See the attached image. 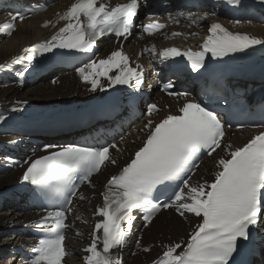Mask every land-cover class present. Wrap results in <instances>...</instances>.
<instances>
[{"label": "snow or ice", "instance_id": "1", "mask_svg": "<svg viewBox=\"0 0 264 264\" xmlns=\"http://www.w3.org/2000/svg\"><path fill=\"white\" fill-rule=\"evenodd\" d=\"M226 2L242 6L241 0ZM252 2L264 9V0ZM141 7V0L115 6L107 0H75L65 12L57 14V23L63 21L64 24L47 42L25 47V55L14 57L11 63L23 65L25 60L31 63L38 52L53 53L57 49L80 53L88 59L76 68V73L84 84L90 85L89 91H105L122 85L139 92L145 79L143 67L139 63L132 66L121 38L126 41L131 35ZM45 10V5H36L27 13H9L10 21L0 25V33L11 36L16 31L17 21L23 22L29 13ZM208 15L180 11L175 16L169 13V19L179 24L183 18L189 25L199 26ZM211 15H215V11ZM145 18L150 22L140 25L141 34L153 36L167 27L159 18L151 15ZM231 23L239 25L241 21ZM50 25L56 28L51 21H46L43 27ZM208 31L210 34L198 51L169 47L158 55L165 61L186 58L191 70L200 72L205 69L209 56L220 59L264 46V39L230 31L220 23H211ZM171 35L175 38L183 33ZM103 37H115L121 46L107 58H93L97 41ZM157 51L155 45L144 49L150 55ZM4 71L10 72L12 68L0 64V72ZM27 71V66L17 70L21 85ZM174 87L169 81L163 83L160 90L183 103L176 112L169 109L160 119L155 117L160 116L163 109L156 103L147 105L141 146L119 173L109 178L102 193L103 204L96 210L101 220L94 226L89 246L83 249L84 264H123L113 250L119 251L128 245L136 219L134 213L144 214L145 226L165 209H173L186 219H189L188 214L197 218L190 238L163 245V254L155 264H238L233 259L234 254L244 242L250 241L255 228L264 225V132L243 146L234 147L225 140L229 125L214 110L190 100L187 92L172 91ZM16 103L12 111H21L19 105L25 102ZM0 123L4 121L0 119ZM110 149L121 151L116 144L90 147L50 142L43 147V155L14 162L25 168L22 180L35 186L42 197L52 200L58 196L63 200L51 207L45 206L44 215L33 225L45 236L34 247L35 256L30 264H62L67 255L66 231L70 228L66 223L67 213L73 211L74 199H85L80 194L81 186L87 184L94 188L93 175L100 173L106 163L117 164ZM218 149L225 155L216 162L214 180L193 183L203 156L211 157ZM161 196H169V199L161 200ZM135 247H141L139 239ZM150 250L143 248L144 252Z\"/></svg>", "mask_w": 264, "mask_h": 264}, {"label": "bare ground", "instance_id": "2", "mask_svg": "<svg viewBox=\"0 0 264 264\" xmlns=\"http://www.w3.org/2000/svg\"><path fill=\"white\" fill-rule=\"evenodd\" d=\"M72 1L61 0L58 5L49 8L41 15L28 16L23 22L17 21L16 31L11 36L0 33V64H8L12 68L10 72H0V119L4 121V123H0V191L18 183L22 178L23 167L14 162H22L35 156V153H31L30 146H27L26 139L15 135L16 131L30 129L35 120L42 123L57 114H69L80 107L84 101L101 97L108 90L89 91L90 85H86L80 80L76 68L73 72L55 80L44 81L41 79L32 85L24 83L21 85L17 70L25 66L28 67L29 63L26 60L23 65L11 63L14 57L25 55L23 52L25 47H32L43 40H49L58 31L63 23L62 21L57 23V14L63 13ZM226 13L227 10L223 9L215 15H208L207 19L202 21L204 24L202 29L199 31L190 30L191 35L196 33L193 39L180 38L167 41L165 37L158 36L157 41L160 42V47L157 52L169 47H178L181 50L189 48L193 51L200 50L199 46L210 34L208 29L213 22L220 23L230 31L264 39V24L250 21L234 25L224 17ZM258 18L264 20V9H260ZM9 21V16L0 15V25ZM46 21L56 24V28L51 25L47 28L43 27ZM229 56L241 60L246 66L260 64L264 62V46H256L247 52ZM186 63L190 66L188 62ZM101 82L104 83V80L102 79ZM17 101L25 102L19 105L22 110L12 111L17 106ZM155 119L157 118L155 117ZM146 120L147 118L121 143L116 144L121 151L111 150L112 155L117 159V164H106L103 171L91 178L94 188H90L87 184L81 187L80 194L85 197L84 200L76 201L77 198L74 199L73 211L69 212L67 221L70 228L66 231L64 241L67 255L62 264H84L83 257L86 253L83 249L89 246L94 226L101 220L96 215V210L102 206V191L105 183L130 160L142 143L144 139L143 126ZM243 137L246 136L236 134L226 141L234 147H239ZM28 152L30 155L25 157ZM224 155L225 153L219 149L213 153L201 164V170L194 176L192 182H211L214 179L216 162ZM22 196L23 192L19 190L0 195V264H30L31 261V259L22 257V251L18 249L23 246V250L30 251L35 247L34 241H29V239L23 238L21 233H18L20 225L35 218L33 214L25 211L21 201ZM188 216L189 219L181 217L172 209L161 213L147 226L145 223L141 224L134 220L128 245L119 251L114 249L113 252L120 256L123 264H155V261L163 254V245L187 241L190 238L197 218L191 217V214ZM77 232L81 235H77ZM138 239L140 248L135 247ZM145 247L151 250L144 252L143 248Z\"/></svg>", "mask_w": 264, "mask_h": 264}]
</instances>
